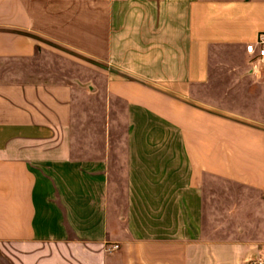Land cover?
I'll use <instances>...</instances> for the list:
<instances>
[{
	"label": "crops",
	"instance_id": "1",
	"mask_svg": "<svg viewBox=\"0 0 264 264\" xmlns=\"http://www.w3.org/2000/svg\"><path fill=\"white\" fill-rule=\"evenodd\" d=\"M261 32L264 0H0V264L264 262Z\"/></svg>",
	"mask_w": 264,
	"mask_h": 264
},
{
	"label": "built area",
	"instance_id": "2",
	"mask_svg": "<svg viewBox=\"0 0 264 264\" xmlns=\"http://www.w3.org/2000/svg\"><path fill=\"white\" fill-rule=\"evenodd\" d=\"M247 51L254 55V60L264 65V32H261L255 43L247 45ZM118 248V245L112 246ZM252 264H264L262 260H255Z\"/></svg>",
	"mask_w": 264,
	"mask_h": 264
},
{
	"label": "rangeland",
	"instance_id": "3",
	"mask_svg": "<svg viewBox=\"0 0 264 264\" xmlns=\"http://www.w3.org/2000/svg\"><path fill=\"white\" fill-rule=\"evenodd\" d=\"M45 47H46V49L48 50V51H51L52 49L49 47V46H47V45H45Z\"/></svg>",
	"mask_w": 264,
	"mask_h": 264
}]
</instances>
